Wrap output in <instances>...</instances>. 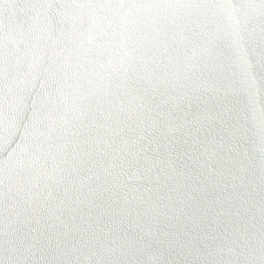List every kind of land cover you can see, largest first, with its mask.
Segmentation results:
<instances>
[{"label":"water","instance_id":"obj_1","mask_svg":"<svg viewBox=\"0 0 264 264\" xmlns=\"http://www.w3.org/2000/svg\"><path fill=\"white\" fill-rule=\"evenodd\" d=\"M0 264H264V0H0Z\"/></svg>","mask_w":264,"mask_h":264}]
</instances>
